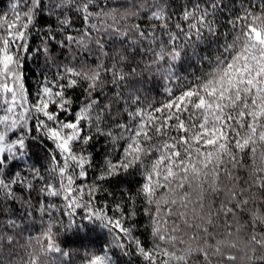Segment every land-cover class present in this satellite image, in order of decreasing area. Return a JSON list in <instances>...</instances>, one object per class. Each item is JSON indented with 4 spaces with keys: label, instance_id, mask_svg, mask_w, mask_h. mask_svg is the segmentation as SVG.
Segmentation results:
<instances>
[{
    "label": "snow or ice",
    "instance_id": "obj_1",
    "mask_svg": "<svg viewBox=\"0 0 264 264\" xmlns=\"http://www.w3.org/2000/svg\"><path fill=\"white\" fill-rule=\"evenodd\" d=\"M132 255L264 264V0L0 8V264Z\"/></svg>",
    "mask_w": 264,
    "mask_h": 264
},
{
    "label": "trees",
    "instance_id": "obj_2",
    "mask_svg": "<svg viewBox=\"0 0 264 264\" xmlns=\"http://www.w3.org/2000/svg\"><path fill=\"white\" fill-rule=\"evenodd\" d=\"M7 4V0H0V8L5 7ZM36 67L34 61L28 62V68H26V76H27V84L31 88H35V78L33 76L32 70ZM97 160H100V157H97ZM77 225L83 223L88 225L86 228H80L74 226L72 229L67 230L62 234L61 240L63 245L66 248L70 249H78L83 246H89V247H97L99 244L104 240L105 233H91L92 237H95L94 240L90 242L88 236H89V230L93 227L89 222L87 221H81L79 216L76 218ZM38 222V221H37ZM137 235H140L138 232ZM124 264H138V259L135 255L132 256H124L123 258Z\"/></svg>",
    "mask_w": 264,
    "mask_h": 264
}]
</instances>
